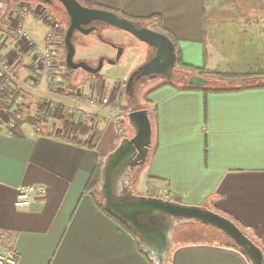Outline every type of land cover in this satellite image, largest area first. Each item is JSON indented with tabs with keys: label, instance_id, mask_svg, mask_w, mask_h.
Instances as JSON below:
<instances>
[{
	"label": "crops",
	"instance_id": "crops-1",
	"mask_svg": "<svg viewBox=\"0 0 264 264\" xmlns=\"http://www.w3.org/2000/svg\"><path fill=\"white\" fill-rule=\"evenodd\" d=\"M77 1L168 36L188 81L201 73L264 79V0ZM20 3L0 0V57L15 63L10 87L22 93L16 103L13 97L0 100V239H15L18 264H151L133 233L87 191L104 159L128 137L118 132L124 118L100 111L105 124H99L101 135L90 148L55 140L50 120L38 124L35 103L27 111L26 101L32 102L25 95L34 102L58 100L46 84V92L40 90L43 77L33 56L18 46ZM30 5L31 14L40 6ZM106 27L103 38L115 29ZM46 38L33 40L44 47ZM38 78L42 82L35 87ZM161 85L148 99L153 143L146 164L133 172L139 175L134 192L219 213L236 221L264 251V89L205 95L186 84ZM103 88L119 98L121 87L110 94ZM21 185L44 186L47 197L17 209ZM196 224L173 231L167 264H251L232 246L202 240L211 231L192 227Z\"/></svg>",
	"mask_w": 264,
	"mask_h": 264
},
{
	"label": "water",
	"instance_id": "water-1",
	"mask_svg": "<svg viewBox=\"0 0 264 264\" xmlns=\"http://www.w3.org/2000/svg\"><path fill=\"white\" fill-rule=\"evenodd\" d=\"M38 1L48 5L52 2ZM56 1L63 6L69 17L65 35L68 68L99 75L106 62L115 65L120 61L123 50L109 43L118 50L115 59L102 57L96 67L85 61L75 62V33L90 35L97 30L96 25L101 24L132 35L155 52L152 60L139 68L128 81L126 91L130 96L133 95L135 81L143 76L151 79L159 76L166 80L172 78L178 58L175 44L168 36L146 26H139L117 14L85 7L77 0ZM208 83L202 77H191L188 81L193 86H205ZM126 116L134 136L122 138L117 148L104 159L98 193L107 214L133 233L152 264L168 263L173 231L180 225L192 223L218 230L242 251L251 264H264L263 249L231 219L204 207L140 196L134 192L130 184L131 175L146 164L153 143L152 111L131 109Z\"/></svg>",
	"mask_w": 264,
	"mask_h": 264
},
{
	"label": "rangeland",
	"instance_id": "rangeland-1",
	"mask_svg": "<svg viewBox=\"0 0 264 264\" xmlns=\"http://www.w3.org/2000/svg\"><path fill=\"white\" fill-rule=\"evenodd\" d=\"M23 3L28 4L30 7V14L28 18L24 21L25 29L32 35V37L43 39L46 38L47 33L50 31L48 26L53 29L54 35H56V31L58 29H62L67 31L68 25H69V17L63 8L62 5L56 4L55 7L43 4L39 2L38 0H23ZM30 3L40 5L36 10L35 13L31 14L32 6ZM42 19V20H41ZM46 23V24H44ZM102 30H107L106 26H102ZM111 34L106 37H97L95 33H91L90 35H82L80 33H75L74 36V45L76 47V56H75V62H81L85 61L89 65L96 67L99 59L102 57H106L108 60L115 59L118 50L113 48L112 46L106 45L104 42L105 40H109L111 44L116 45L117 47L121 48L123 50V53L121 55L120 61L112 65L109 62H106L102 71L100 72L101 76V82L103 83L104 87L108 89V94L110 92L118 90L120 87V95H119V101L117 103V107L120 109L119 112L114 111V116H118V119L124 118L123 123L125 121L128 123L127 119V113L132 110H142L146 109L148 105V98L147 94L151 92V90L155 89L161 84H164L166 82H170L173 85L176 86H182L188 83V79L184 78L185 74L183 71L180 72V68L176 67L173 76L170 80H166L161 77H157L155 79H150L148 76H145L140 81H137L135 85L133 86V95L130 96L126 91V85L132 75L142 66L149 63L152 60V48L148 45L140 42L136 38H134L132 35L126 34L125 32L119 31V30H111ZM59 41V37L56 36L55 40ZM44 43L42 45H38L40 48H42ZM56 52V49H55ZM92 52V53H91ZM63 51L58 47L57 53H56V62L59 68L60 76L59 80L54 84V88L50 89L55 90V92H61L64 94V96H60L57 94L55 95L57 97L58 101H64L66 106H70V104H74V97L75 93L81 92L84 94H91L95 90L97 92V95L100 96L101 94L104 95V88L97 89L98 84L94 80L93 76L83 70H74L72 72H66L65 68L63 67V60L64 55ZM94 54V55H93ZM184 76V77H183ZM43 85L40 90H43L46 92L45 87V79L43 78ZM259 83H264V81ZM97 89V90H96ZM49 92V90H48ZM26 100L31 99L32 103H28L26 101V109L28 112H30L33 109V103L36 105V101L34 102L33 99L35 97L31 98L29 95H25ZM78 107H83L82 109H85V107L78 103ZM25 108V106H24ZM35 108V107H34ZM129 109V111H127ZM82 117V119H81ZM103 117V116H102ZM68 120L71 122H78L79 120H84L87 123V126L91 128L88 121L83 117V115L79 116L78 120H74L71 118H68ZM126 119V120H125ZM52 129H54V123L53 120H50ZM102 126L105 124L104 121L101 122ZM122 123L123 128V134L125 136H128V138H132L134 136V132L132 129L128 126H124ZM124 127H126V131L124 132ZM60 128V125H58V129ZM92 129V128H91ZM96 131V133L99 135L101 134L100 128L98 129H92ZM92 138V135L85 137L84 143L86 145H90V140ZM138 176L136 173H133L131 175V186L134 187V183L137 181ZM135 180V181H134ZM135 192L137 195L145 196V197H151L150 193H147L146 191H138L135 189ZM192 227H196L198 229L205 228L209 229L211 231L209 233V236H206L202 240H212L215 243H220L224 245L234 246L231 240L224 237L221 233L218 231L212 230L213 228L205 227L201 224H196ZM192 227H185L184 230H195L196 228Z\"/></svg>",
	"mask_w": 264,
	"mask_h": 264
},
{
	"label": "built area",
	"instance_id": "built-area-1",
	"mask_svg": "<svg viewBox=\"0 0 264 264\" xmlns=\"http://www.w3.org/2000/svg\"><path fill=\"white\" fill-rule=\"evenodd\" d=\"M30 7L28 4L20 3L19 5V18L16 25V32L18 35V46L25 48L27 52H31L33 60L37 65V68L41 76L45 79V84L48 90L54 88V84L59 80L60 72L56 62V44L55 35L53 29L50 28V32L45 40V46L40 48L33 40L30 33L25 29L24 21L30 14ZM42 20V19H41ZM24 50V49H23ZM16 66L15 63L9 60L7 57H0V80L2 81L1 90L11 86L16 79ZM43 81V80H42ZM40 78L35 80V87L39 86L42 82ZM74 104L66 106V116L74 120H78L79 116L83 115L88 121L92 129H97L99 124L103 121L102 115L99 113L104 111L119 112L120 109L117 107L119 98H111L108 95L98 96L95 91L91 94H84L80 91L75 93ZM78 103L82 104L83 107H78ZM66 105L64 101L54 102V107L58 108L60 105ZM10 129L14 128L13 124H9ZM118 132L123 133L122 122L119 121ZM3 133L2 127H0V134ZM62 131L59 129L53 134V138L58 141H63ZM69 141V140H66ZM88 147L89 145H86ZM48 190L44 186L37 185H21L17 189V197L14 203L15 208H30L47 197ZM0 245L5 250L0 251V264H18L16 257L15 239H10L3 236L0 239Z\"/></svg>",
	"mask_w": 264,
	"mask_h": 264
},
{
	"label": "trees",
	"instance_id": "trees-1",
	"mask_svg": "<svg viewBox=\"0 0 264 264\" xmlns=\"http://www.w3.org/2000/svg\"><path fill=\"white\" fill-rule=\"evenodd\" d=\"M58 4L61 5L60 3H58ZM153 20H155V19H153ZM137 24L139 26H143L142 22H139ZM55 34H56L55 37L56 36L59 37L58 47L64 53L63 54L64 55L63 67L65 68L67 73L72 72L74 70L68 68L66 65V54H67V50H66V46H65L66 31L62 30V29L61 30L58 29ZM180 66H182V63L180 61H178L176 67H180ZM92 76H93L94 80L96 81V83L98 84L97 89H100V88L102 89L103 83L101 82V76L100 75H92ZM200 76L202 78L207 79L209 81V83L205 86H193V85H189L188 83H186L185 88L187 90H201L205 93V95L216 94V93H231V92H241V91H246V90L264 89V83H259V81L260 82L264 81V79L262 80V77H258L257 78L258 81H250L251 80L250 77L233 76V75H226V74H221V73H201ZM1 84H2V81L0 80V88H1ZM169 85H173V84L170 82H166L163 85H161V87L169 86ZM14 90L15 89L13 87H10V86L4 88V90L0 89V100L5 101V100H9L11 97H13L12 100L14 101V103H16V101L19 99V97H21L22 93L15 92ZM51 93L54 95L57 94V96L58 95L64 96V94L61 93L60 91L55 92V90H53V91L51 90ZM95 93L97 94L96 91H95ZM150 94H151V92L147 94L148 99H149ZM127 111H129V109H127ZM65 112H66V105H64V104L63 105L61 104L58 108H55L54 107V101H52L50 99L38 98L36 100L35 113H36V118H37V122L39 125L45 124L49 120H53V122H55V123L53 126L54 129H52V134H54L53 132L58 130V125H60L59 129L62 131V135H63L62 139L63 140H69L70 142H73V143H76V144L82 145V146L85 145L83 139L85 137L92 135V138L90 140V145H89V147L92 148L94 146L93 143H94L95 139L100 137L101 134L98 135L96 133V131L89 128L87 126L86 121H84V120H79L76 123L71 122L70 120H68L66 118ZM81 119H82V117H81ZM100 182H101V168L99 170H97L95 172V174H93V176H92V178H91V180L87 186V191L95 192V194L99 198H101L99 193H98V188H99ZM102 208H103L104 212H106L103 206H102ZM234 222L239 226V224L236 221H234ZM128 231L131 232L130 230H128ZM137 243L139 245V248H140L142 254L148 259V257L144 253L143 249L141 248L138 239H137ZM232 248L237 250V251H240L242 253V251L236 245L232 246ZM149 262L152 264V262L150 260H149Z\"/></svg>",
	"mask_w": 264,
	"mask_h": 264
},
{
	"label": "flooded vegetation",
	"instance_id": "flooded-vegetation-1",
	"mask_svg": "<svg viewBox=\"0 0 264 264\" xmlns=\"http://www.w3.org/2000/svg\"><path fill=\"white\" fill-rule=\"evenodd\" d=\"M56 4H58L57 3V1H55V0H52V2H51V6H53V7H55L56 6ZM96 27H97V30L94 32L96 35H97V37H101V35H102V25H100V24H97L96 25ZM80 34H82V33H80ZM93 34V33H92ZM82 35H84V34H82ZM109 40L107 41L106 40V45H109ZM155 56V52H154V50H152V58ZM145 76H143V77H141L140 79H138V80H136L135 81V83L137 82V81H140L142 78H144ZM160 77V76H159ZM148 78H150L149 76H148ZM162 78V77H161ZM151 79V78H150ZM135 83H134V85H135Z\"/></svg>",
	"mask_w": 264,
	"mask_h": 264
}]
</instances>
